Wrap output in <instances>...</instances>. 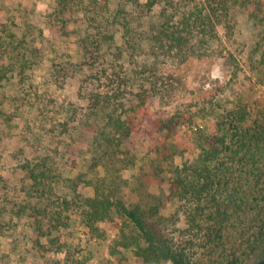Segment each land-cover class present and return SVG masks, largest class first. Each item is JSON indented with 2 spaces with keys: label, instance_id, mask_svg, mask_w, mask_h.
<instances>
[{
  "label": "trees",
  "instance_id": "obj_1",
  "mask_svg": "<svg viewBox=\"0 0 264 264\" xmlns=\"http://www.w3.org/2000/svg\"><path fill=\"white\" fill-rule=\"evenodd\" d=\"M13 1L0 0V53L5 56L0 62L2 125L17 117L22 105L42 111L39 106L43 98L31 76L37 62L41 67L51 62L44 80V85L51 86L63 84L71 67H76L71 62L60 64L46 59L43 48L37 45L44 40L40 31L34 34L26 26L22 35H14L12 27H17L8 17H2L6 3ZM47 2L48 12L42 22L46 28L65 34L83 32L78 45L81 65L94 58L98 65L104 62L114 67L124 53L130 59L144 52L153 60L179 62L201 56L219 42L217 26L231 22V11L237 4H250L254 12L264 13V3L259 0ZM115 32L121 34L120 46L115 45ZM135 65L146 67L145 62ZM128 74H124L127 80L117 76L112 81L107 99L99 91L88 95V113L77 122L88 134V156L77 164L76 175H65V168L56 160H26L20 165L27 189L24 201L16 202L10 213L17 218L26 213L30 221L23 232L33 230L38 237L31 241V249L20 248L19 241L10 253L16 255L18 264L25 252L33 249L44 259L42 264H83L96 255L95 245L99 249L107 241L108 254L122 258L131 252L138 264H242L249 249L264 238V112L251 122L245 107L223 112L217 124L219 134L200 143L195 159L174 167L168 190L178 205L172 215L164 216L157 207L147 206L148 202L126 200L122 194L127 182L121 173L133 165L124 142L135 131L143 111L138 108L124 116L117 113L120 87L137 84L142 88L146 84L141 80V70ZM6 108H12L14 115L7 117ZM75 137L80 140L83 133ZM87 188L92 190L91 196L86 195ZM3 219L0 213V238L9 230L22 232L5 225ZM76 228L83 229L86 236L85 250L78 246L74 249L75 242L62 235L68 229L74 236ZM81 252L85 253L77 255L76 260L71 256ZM3 256L0 264H6ZM257 264H264V257Z\"/></svg>",
  "mask_w": 264,
  "mask_h": 264
},
{
  "label": "rangeland",
  "instance_id": "obj_2",
  "mask_svg": "<svg viewBox=\"0 0 264 264\" xmlns=\"http://www.w3.org/2000/svg\"><path fill=\"white\" fill-rule=\"evenodd\" d=\"M47 1L15 0L6 3L2 12V17H8L17 27H12L16 37L22 35L26 26L32 28L34 34L42 33L44 40L38 41L37 45L43 48L46 59L60 64L71 62L76 66L71 67L73 71L62 79L63 84L51 86L44 85L50 72L47 64L51 62L42 67L37 62L31 76L43 98V105L39 106L42 111L38 113L22 105L17 117L11 118L7 125L0 124V213L4 214L2 222L5 225L8 223L7 226L22 231L17 234L13 230L10 237L9 230L0 238V249L3 250L0 255H4L2 259L6 264L19 262L16 255L10 253V248L21 241L20 248L31 249V241L38 237L33 230L23 232L30 221L26 213L18 218L10 213L16 202L24 201L27 189L26 175L19 169L20 165L26 160H56L62 169L65 168V175H76L77 164L88 156L85 149L88 134L77 123L88 113V95L99 91L105 93L107 99L106 96L111 95L112 81L119 76L141 70L144 74L141 80L146 82L142 88L137 84L132 88L130 85L120 87L117 113L124 116L138 108L143 111L140 114L143 119L140 116L135 131L124 142L133 165L121 173L127 182L122 194L126 200L148 202L147 206L157 207L164 216L172 215L178 205L168 190L174 167L195 159L200 152V143L219 134L217 124L223 112L245 107L249 122L264 112V13L254 12L250 4L244 2L246 6L237 4L232 8L231 22L227 26H217L219 42L201 56L179 62L164 58L153 60L144 52L130 59L124 53L123 59H118L114 67L104 62L98 65L94 58L81 65L78 45L83 32L72 30L65 34L46 28L42 22L43 15L48 12ZM259 1L264 3V0ZM120 35L119 32L114 34L117 46L121 45ZM1 59L5 61V56L0 53V62ZM143 62L146 67L135 65ZM123 79L127 80V77ZM104 110L108 111V108ZM6 111H9L7 117L15 113L12 108H6ZM79 132L83 133L80 140L75 137ZM86 195H92L90 188ZM76 229L74 236L68 229L62 231V235L75 242L74 249L78 246L85 250L86 236L83 229ZM109 244L104 241L99 249L95 245L96 255L83 264H138L131 252H126L122 258L108 254ZM84 253L71 256L76 260L77 255ZM24 257L21 264H42L44 261L34 249L25 252ZM262 257L264 238L249 249L242 264H257ZM60 260L64 261V258L60 256Z\"/></svg>",
  "mask_w": 264,
  "mask_h": 264
}]
</instances>
